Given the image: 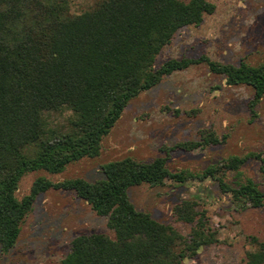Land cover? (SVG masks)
<instances>
[{
	"label": "trees",
	"instance_id": "16d2710c",
	"mask_svg": "<svg viewBox=\"0 0 264 264\" xmlns=\"http://www.w3.org/2000/svg\"><path fill=\"white\" fill-rule=\"evenodd\" d=\"M214 6L208 0H100L77 15L68 13L67 0H0V253L15 244L20 225L35 197L48 189L72 191L96 215L107 218L113 238L100 233L75 236L60 264H182L215 242L195 202L175 204V219L191 224L187 237L135 209L128 197L133 186L150 187L169 180L212 179L240 210L264 206V191L250 179L226 183V173L239 176L247 158L259 161L264 183V146L244 157L228 156L192 175L169 172L165 157L139 162L130 157L100 166L101 179L81 178L52 183L33 180L29 191L16 198L20 178L44 171L57 174L82 158H94L101 139L120 117L126 104L163 77L191 65L204 64L226 86H247L254 108L264 95V65L221 64L205 56L153 63L172 36L185 26H197ZM67 109L64 128L47 125L43 113ZM209 130L197 141L162 147L191 151L221 142ZM244 264H263L264 244L247 238Z\"/></svg>",
	"mask_w": 264,
	"mask_h": 264
},
{
	"label": "rangeland",
	"instance_id": "374dc122",
	"mask_svg": "<svg viewBox=\"0 0 264 264\" xmlns=\"http://www.w3.org/2000/svg\"><path fill=\"white\" fill-rule=\"evenodd\" d=\"M99 1L67 0L68 13L77 15ZM208 1L214 6L213 13L204 15L197 26L176 31L155 57L154 68L168 59L199 56L221 64L242 61L251 66L264 65V0ZM251 98L249 87L224 85L222 77L210 73L204 64L172 72L129 100L101 139L96 157L69 163L57 174L28 172L20 178L15 196L26 195L37 177L52 183L71 178L88 182L101 179L102 164L124 157L139 162L165 157L169 172L183 170L195 175L228 156L260 152L264 146V95L254 108V117L247 107ZM43 116L49 127L64 128L71 112L59 109ZM203 130L224 139L191 151H161L176 142L197 141ZM259 164L257 159L247 158L239 176L226 173L223 181L250 179L264 191ZM128 197L135 209L171 226L183 237L192 225L176 220L172 208L183 200L195 202V210L203 213L215 242L201 247L182 264H244L245 252L251 249L247 238L254 236L264 244V206L237 209L212 179L181 183L165 180L153 187L140 184L129 188ZM106 221L72 191L48 189L35 197L14 246L0 253V264H60L75 236L100 233L113 238Z\"/></svg>",
	"mask_w": 264,
	"mask_h": 264
}]
</instances>
